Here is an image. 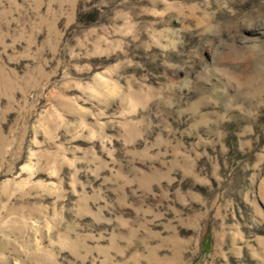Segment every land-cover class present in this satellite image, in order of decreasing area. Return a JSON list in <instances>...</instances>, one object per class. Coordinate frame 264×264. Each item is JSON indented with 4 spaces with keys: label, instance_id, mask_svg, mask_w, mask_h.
Here are the masks:
<instances>
[{
    "label": "rangeland",
    "instance_id": "rangeland-1",
    "mask_svg": "<svg viewBox=\"0 0 264 264\" xmlns=\"http://www.w3.org/2000/svg\"><path fill=\"white\" fill-rule=\"evenodd\" d=\"M0 264H264V0H0Z\"/></svg>",
    "mask_w": 264,
    "mask_h": 264
}]
</instances>
